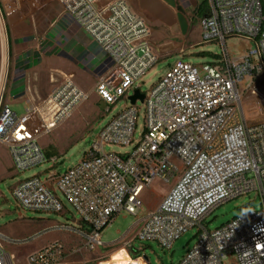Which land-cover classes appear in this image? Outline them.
<instances>
[{"label": "built area", "instance_id": "1", "mask_svg": "<svg viewBox=\"0 0 264 264\" xmlns=\"http://www.w3.org/2000/svg\"><path fill=\"white\" fill-rule=\"evenodd\" d=\"M24 2L32 9L59 4L103 56L105 71L92 92L107 111L121 98L129 102L74 166L63 173L48 169L44 177L36 174L13 189L23 210L64 214L60 192L79 217L76 228H56L76 234L79 246L53 240L28 253L25 264H75L83 251H97L104 245L102 230L121 212L137 216L144 206L142 193L155 181L173 182L157 206L134 224V234L95 264H148L132 251L134 240L170 248L194 228L196 241L177 264H224L230 258L234 264H264V0H206L197 44L218 43L221 53L199 65L177 61L148 95L137 82L171 52L152 42L151 29L124 0H0L1 34L5 16L19 12ZM232 39L237 47L227 45ZM6 81L5 69L0 144L16 173H22L47 161L40 137L92 92L65 75L38 105L17 115L3 101ZM135 91L143 99L131 103ZM138 101L145 109L144 127L135 139ZM105 147L129 151L105 152ZM50 160L56 163L55 157ZM249 191L257 193L259 210H244L214 230L202 226L222 202ZM6 243L16 241L0 233V264H13Z\"/></svg>", "mask_w": 264, "mask_h": 264}, {"label": "rangeland", "instance_id": "2", "mask_svg": "<svg viewBox=\"0 0 264 264\" xmlns=\"http://www.w3.org/2000/svg\"><path fill=\"white\" fill-rule=\"evenodd\" d=\"M62 22L67 25L70 22L69 17H63L61 19ZM3 30L7 38L5 68L8 76L11 42L7 28ZM161 32L171 33L166 25H161L153 28L152 37L154 35L156 37ZM187 36V42L183 43V53L172 51L161 57L157 64L150 68L137 82L141 93L148 95L159 79L177 61L199 65L207 62L211 57L210 55L221 53V47L218 43L196 44L200 40L197 20L190 25ZM231 44L237 47V40H227V45ZM191 45L193 46L191 47ZM48 50L49 46L47 44L40 45V56L42 59L49 54ZM2 53L0 36V70L3 61ZM97 58L99 60L103 59L100 56ZM109 62L108 59L105 63ZM51 75L54 76V81H52L53 83L49 82L50 89L60 79L55 76V73L49 71V80ZM95 96L96 94L92 92L89 99L78 105L71 116L59 123L49 134L40 137L39 143L47 159L42 165L35 166L22 173H16L6 147L0 144V233L7 236L10 240L16 241V243L5 244V251L13 256V264H25V257L33 251L31 248L35 244H40L39 248L53 240H58L68 247L81 244L76 234L56 229L64 224H68L71 228H76L77 220H79L72 206L60 192H58V195L64 208V214L23 210L17 206L12 192L15 186L26 178L36 174L44 177V172L48 169L63 173L67 168L74 166L83 158L84 153L91 145L93 137L115 114L129 103L126 99L121 98L107 111L108 106L103 101L95 100ZM136 105L138 107V116L134 137L138 139V135L143 131L144 127L145 109L141 101H138ZM14 110L18 113L17 115L24 113L22 106ZM104 151L123 153L129 151V148L105 147ZM53 157L56 158L55 164L50 160ZM172 182L168 184L162 181H155L150 190L142 193L144 203L142 211L137 216L124 212L118 214L111 224L101 232V239L104 245L95 252L83 251L76 259L75 264H95L100 256H104L121 246L122 239L126 235L131 237L134 234L136 230L134 224L146 211L157 206L168 192ZM260 207L257 193L249 191L244 195L222 202L202 220V226L206 229L214 230L226 224L244 210L250 208L259 210ZM195 232V228L188 230L176 239L170 248L161 247L156 241L134 240L132 251L136 255L145 256L148 264H177L194 245L196 241ZM224 264H234V260L230 258Z\"/></svg>", "mask_w": 264, "mask_h": 264}, {"label": "crops", "instance_id": "3", "mask_svg": "<svg viewBox=\"0 0 264 264\" xmlns=\"http://www.w3.org/2000/svg\"><path fill=\"white\" fill-rule=\"evenodd\" d=\"M124 1L134 13L145 20L152 31V42L166 52L183 48V43L188 40L190 25L195 20L198 21L200 36V20L203 16L201 8L206 0ZM63 17L67 15L57 3L42 9H32L30 4L25 2L19 12L5 16L11 43L10 69L3 101L16 114L18 113L14 109L22 106L24 112L27 107L38 105L40 100L47 96L52 89L49 82L54 81L53 75L48 79L49 71L60 79L65 75L71 76L81 89L88 92H92L98 77L105 71L100 67L101 59L97 58L103 56L88 34L70 18L67 25L61 23ZM161 25H166L171 33L161 32L159 36L152 37L153 28ZM0 36L4 60L6 39L4 34L0 33ZM43 44L49 46V54L42 59L40 45ZM95 97V100L98 99ZM40 246L35 244L31 250L35 251Z\"/></svg>", "mask_w": 264, "mask_h": 264}, {"label": "bare ground", "instance_id": "4", "mask_svg": "<svg viewBox=\"0 0 264 264\" xmlns=\"http://www.w3.org/2000/svg\"><path fill=\"white\" fill-rule=\"evenodd\" d=\"M0 28H1V23H0ZM3 59V58H2ZM2 69L0 70V79H1V84L4 82V75H5V66H6V58L2 61Z\"/></svg>", "mask_w": 264, "mask_h": 264}, {"label": "water", "instance_id": "5", "mask_svg": "<svg viewBox=\"0 0 264 264\" xmlns=\"http://www.w3.org/2000/svg\"><path fill=\"white\" fill-rule=\"evenodd\" d=\"M143 99V95H141L138 91H135V94L130 97L131 103H134L136 99ZM147 259V258H146Z\"/></svg>", "mask_w": 264, "mask_h": 264}, {"label": "trees", "instance_id": "6", "mask_svg": "<svg viewBox=\"0 0 264 264\" xmlns=\"http://www.w3.org/2000/svg\"><path fill=\"white\" fill-rule=\"evenodd\" d=\"M201 10L203 11V15H205V12H206V10H207V3H205V5L203 6V8H201ZM211 57L210 58H212V57H214V55L212 54V55H210Z\"/></svg>", "mask_w": 264, "mask_h": 264}]
</instances>
